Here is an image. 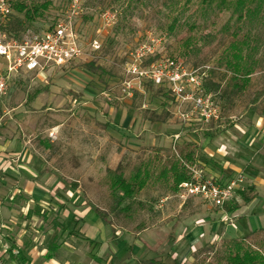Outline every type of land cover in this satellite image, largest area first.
Returning a JSON list of instances; mask_svg holds the SVG:
<instances>
[{
  "label": "rangeland",
  "instance_id": "rangeland-1",
  "mask_svg": "<svg viewBox=\"0 0 264 264\" xmlns=\"http://www.w3.org/2000/svg\"><path fill=\"white\" fill-rule=\"evenodd\" d=\"M21 1L30 6L31 0ZM50 1L51 6L41 17L24 23L19 38L31 37L59 20H67L69 1ZM103 13L114 15V23L105 26ZM199 13L198 0L188 5L181 0L179 11L162 7L155 0H81V13L71 19V24L85 57L62 69L20 72L0 96V145L12 140L27 143L60 177L63 190L70 189L78 196L77 211L98 209L106 215L103 221L111 230L102 229L101 224L97 228L102 232L101 242L106 231L110 242L95 252L90 260L93 264H146L150 260L157 264H193L196 253L199 261L206 258L207 263L213 261L205 252L207 246L219 247L228 238L249 233L242 223L236 220L230 224L231 219L225 217L210 225L215 208L198 197L183 202L177 193L168 191L166 184L149 183L132 199L118 204L119 194L109 191L105 183L108 170L114 171L120 165L127 176L140 161L149 159L157 166L172 153L177 155L180 139L181 145L189 144L180 138L173 150L170 134L165 129L162 132L165 126L157 124L151 129L145 120L151 124L168 121L170 129L182 128L186 135L193 131L217 132L233 121L230 116L240 123L248 115L256 116L249 111V101L255 91L264 88V38L261 47L252 53L257 65L250 84L243 93L232 96L231 110L224 112L218 122H190L184 126L173 115L174 102L168 90L149 83L131 97L121 99V83L131 54L139 44L152 41L155 58L176 59L189 70L205 71L206 76L213 69L212 81L220 85L213 95L218 104L222 92H230L232 74L226 71L223 56L233 41L229 31L236 21L230 19L229 12L211 19H201ZM18 17L23 20L22 14ZM193 24L196 28L188 30ZM188 38L191 44L186 47ZM93 41H98V49L92 48ZM89 63L98 70L89 71ZM0 67H6L2 58ZM187 167L200 170L196 162ZM0 188L3 202L1 197L9 193L10 186L4 184ZM3 212L0 211V223ZM98 219L102 221L99 216ZM250 226L264 227V217L251 218ZM213 227L220 229V239H212ZM115 232H119L117 238H113ZM52 235L48 236L49 241ZM66 236L56 234L53 241L62 244ZM109 255L112 259L107 262Z\"/></svg>",
  "mask_w": 264,
  "mask_h": 264
},
{
  "label": "crops",
  "instance_id": "crops-1",
  "mask_svg": "<svg viewBox=\"0 0 264 264\" xmlns=\"http://www.w3.org/2000/svg\"><path fill=\"white\" fill-rule=\"evenodd\" d=\"M230 118L233 121L217 132L193 131L186 135L181 127L180 130L170 129L168 121L151 124L149 120H145L144 124L151 125V129L157 124L163 125L165 127L162 132L165 129L170 134V141L179 135V139L193 144L197 151L195 162L207 177H216L226 182L236 173H243L246 188L244 192L248 200L244 201L241 194H238L227 205L236 209L228 211L215 208L217 212L210 225L225 217L231 219L230 224L239 221L251 233L264 228H250L251 218L264 217V117L248 115L242 123L234 121L231 116ZM153 139L154 142L156 135ZM180 142L181 139L178 146H181ZM47 165V161L33 152L25 142L12 140L0 145V185L10 186L9 193L1 197L3 202L0 205L3 203V206L0 211L4 212L0 229L5 226L2 233L11 249L15 248L20 252L18 256L7 253L5 263L93 264L90 260L95 257V252L103 250V243L110 242L107 231L105 240L101 242L102 232L98 226L101 224L102 229L109 227L103 219L99 221L96 211H77L75 206L78 196L73 195L70 189L63 190L62 180ZM55 208L60 211L56 213ZM219 230L213 227L212 239L221 238ZM62 233L67 235L66 240L62 244L55 243V235ZM51 234L54 237L49 241L48 236ZM112 234L113 238H117L119 232ZM241 237L244 236L236 238ZM111 259L112 256L109 255L107 262Z\"/></svg>",
  "mask_w": 264,
  "mask_h": 264
},
{
  "label": "built area",
  "instance_id": "built-area-1",
  "mask_svg": "<svg viewBox=\"0 0 264 264\" xmlns=\"http://www.w3.org/2000/svg\"><path fill=\"white\" fill-rule=\"evenodd\" d=\"M15 0H0V58L6 67H0V96L6 93L9 82L20 72L44 73L49 69H62L85 57V50L78 34L73 30L71 19L81 13V0L69 1L67 20H59L47 30L28 38L16 40L9 38L1 29L13 13ZM101 20L105 26L114 23V15L103 13ZM92 48L98 49V41ZM155 44H139L131 54V60L124 70L121 83V99L131 97L133 92L141 91L145 83L165 88L174 102L173 115L184 126L190 122L208 125L221 119V110L213 95L207 93L204 81L205 71L187 69L172 58H155ZM179 135L173 137V150ZM189 181L179 186L177 197L181 201L201 198L213 208L222 209L232 203L236 196L244 192L245 178L242 172L226 182L216 177H207L201 170L187 167ZM0 229V264L5 263L7 253L17 256L18 249H11Z\"/></svg>",
  "mask_w": 264,
  "mask_h": 264
},
{
  "label": "trees",
  "instance_id": "trees-1",
  "mask_svg": "<svg viewBox=\"0 0 264 264\" xmlns=\"http://www.w3.org/2000/svg\"><path fill=\"white\" fill-rule=\"evenodd\" d=\"M37 1L31 0L30 6L25 1H14L13 13L1 29L9 38L20 40L18 32L22 30L24 32V23H30L41 17L52 4L50 0ZM155 1L172 11H179L181 2V0ZM192 1L194 0H185V4L188 5ZM198 3L201 19L216 18L223 12H229L230 19L236 21L235 27L229 31L233 41L229 46V51L223 56L225 69L232 74V85L229 89L230 92H226V89L222 92L219 99L220 103H217L222 118L224 112L231 110L232 96L236 97L243 93L250 84V76L257 65L253 60L252 53L257 52L258 48L261 47V40L264 38V0H198ZM20 14L23 15V20L18 17ZM195 28L196 25L194 24L188 26L190 31ZM252 43L254 46H251ZM184 44L188 47L191 44V39L185 40ZM245 51L247 53L244 54ZM87 67L93 73L98 70L93 63H89ZM212 70L207 71L204 86L207 93L214 95L219 91L220 85L212 81ZM261 98H264V88L253 93L249 101V111L264 117V101ZM190 144L179 146L177 155L172 153L163 162H159L157 166H155L154 161L149 159L134 164L127 176L120 165L114 171L108 170L105 181L108 190L119 194L118 204L124 200L132 199L149 183L166 184L170 193H178L179 186L190 179L186 165H193L195 162V147ZM239 194L244 201L248 200L245 192ZM224 209L231 211L236 207L231 209L225 206ZM95 211L101 219H106L103 212L98 209ZM205 252L212 257L213 261L206 263V258L199 261L197 259L198 253H196L192 257L193 264H264V228L257 229L241 238L223 241L219 247L207 246ZM146 264L157 263L150 260Z\"/></svg>",
  "mask_w": 264,
  "mask_h": 264
}]
</instances>
